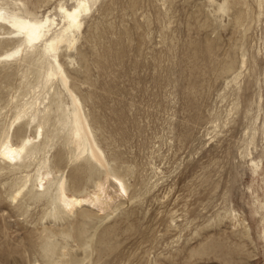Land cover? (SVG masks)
Here are the masks:
<instances>
[{
  "label": "rangeland",
  "instance_id": "obj_1",
  "mask_svg": "<svg viewBox=\"0 0 264 264\" xmlns=\"http://www.w3.org/2000/svg\"><path fill=\"white\" fill-rule=\"evenodd\" d=\"M0 14L49 19L23 58L6 57L21 34L0 36V149L39 126L49 142L0 158V264H264V0H0ZM51 40L105 166L70 162ZM115 175L127 194L109 210L63 209L61 184L85 195Z\"/></svg>",
  "mask_w": 264,
  "mask_h": 264
},
{
  "label": "bare ground",
  "instance_id": "obj_2",
  "mask_svg": "<svg viewBox=\"0 0 264 264\" xmlns=\"http://www.w3.org/2000/svg\"><path fill=\"white\" fill-rule=\"evenodd\" d=\"M68 18L71 26H77L79 21L76 14H68ZM48 22V18L45 19V22H42L37 21L36 19L30 20L29 18H22L19 16L7 18L0 14V36L5 34L9 35L15 32L22 35L21 44L19 45L18 50L6 57L10 58L19 56L20 58H23L24 56H27L29 54L27 48H34L36 44H39L36 42L42 40L46 35V32L49 31V25H47ZM23 35L25 36L24 38ZM1 38L2 37H0V39ZM58 42L59 40L56 42L51 40L49 43H44V48L40 53L42 56L50 58L55 68V73L51 72L49 74L46 83H50V85L55 83L60 84L69 92L72 100L73 110L70 117H72L71 125L73 138L72 142L68 145L70 162H77L81 158L88 157L101 166H105L103 153L98 147L89 124L83 115L81 104L68 88L67 77L58 61ZM16 110V121H26L30 124L35 121L36 117H39V114L41 113V103L39 102L37 105L33 106L29 112L26 103L17 107ZM60 111L61 110H57V113ZM61 112L63 113L62 115H65L64 111ZM65 116L68 117L67 115ZM42 140L43 128L39 126L36 135L29 134L21 144L13 145L10 141L5 142L0 149V158L7 163L16 161L20 162L22 160L29 162L30 156L33 153H39L42 151L41 146H49L48 141L45 142ZM110 179L112 180V183L108 184L109 180L102 178V181L96 183L95 190L85 195H77L75 193L68 194L65 190V184H61L60 203L63 209L67 211L68 214H73L75 210L81 207L97 208L100 212L103 210H109L113 207V203H115L113 202L114 200L126 196L127 194L124 183L121 179L116 175L111 176ZM49 180L48 175L42 177L39 181L40 187L43 188ZM103 196L106 197L105 201ZM103 204L105 206L101 207ZM78 255H81V253H78ZM61 258L62 260L57 264H69L66 251L63 252Z\"/></svg>",
  "mask_w": 264,
  "mask_h": 264
}]
</instances>
